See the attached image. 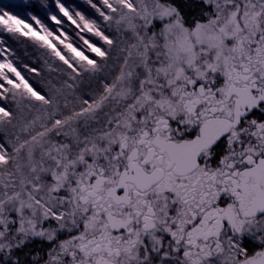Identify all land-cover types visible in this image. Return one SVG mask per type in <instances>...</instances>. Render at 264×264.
I'll use <instances>...</instances> for the list:
<instances>
[{"label":"snow or ice","instance_id":"obj_1","mask_svg":"<svg viewBox=\"0 0 264 264\" xmlns=\"http://www.w3.org/2000/svg\"><path fill=\"white\" fill-rule=\"evenodd\" d=\"M0 264H264V0H0Z\"/></svg>","mask_w":264,"mask_h":264}]
</instances>
